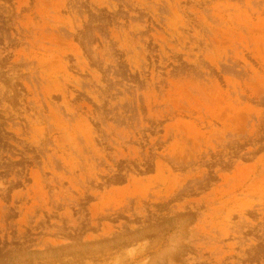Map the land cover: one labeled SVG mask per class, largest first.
<instances>
[{"label": "rangeland", "instance_id": "374dc122", "mask_svg": "<svg viewBox=\"0 0 264 264\" xmlns=\"http://www.w3.org/2000/svg\"><path fill=\"white\" fill-rule=\"evenodd\" d=\"M0 264H264V0H0Z\"/></svg>", "mask_w": 264, "mask_h": 264}]
</instances>
